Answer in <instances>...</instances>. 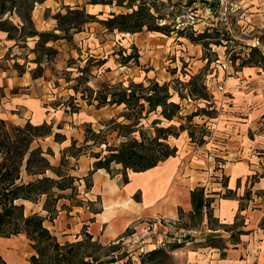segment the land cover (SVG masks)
Returning a JSON list of instances; mask_svg holds the SVG:
<instances>
[{"label":"rangeland","instance_id":"1","mask_svg":"<svg viewBox=\"0 0 264 264\" xmlns=\"http://www.w3.org/2000/svg\"><path fill=\"white\" fill-rule=\"evenodd\" d=\"M87 1L43 0L40 6L46 5L49 9L43 10L46 22L42 31L51 34L44 38L37 35L38 39H12L14 47L0 60L1 73L9 68L18 74L28 73L35 93H42L51 106L50 119L46 123L52 125V134L34 140L30 148L40 147L53 167L59 166L63 153L66 155L58 170L65 176L62 183L68 188L54 189L51 197L42 195L34 202L18 201L26 216L35 213L43 217V225L60 244L85 239L86 224L81 225L82 219L96 213L100 207L99 199L90 201L85 192L91 178L88 171L94 160L92 155L100 151L103 154L107 146L118 148L124 132L117 125L127 123L120 117L123 105L97 107L96 91L119 84L126 87L130 81L146 85V80L151 79L159 84H169L171 100L180 104L182 119L175 118L171 123L162 119L156 126L185 125L187 130L180 132L176 139L168 137V141L171 146L177 144L181 150L183 173L180 176L188 177L194 183L197 180L205 182L203 187L194 186L203 188L204 195H215L216 199L235 196L232 190H225L227 174L245 157L241 154L243 150L253 154L252 159L261 168L257 174L264 173V29H255V16H251L264 9V0H231L233 12L229 17V30L221 21L215 0H192L194 2L189 5V0H157V15L163 17L157 23L164 25L162 37H168L166 39H149L161 33L148 31L146 27L140 32L128 33L130 36L117 30L109 31L99 21L107 19L110 12L129 10L102 5L99 9L103 11L99 15L98 9ZM37 4L34 5L35 13L42 11ZM77 8L95 15V21L79 26V31L58 30L56 15ZM12 19L17 21L15 17ZM75 32L88 33L94 38L73 39ZM203 32L209 38L200 35ZM55 35L58 38L54 39ZM129 55L131 58L127 59ZM193 76L198 78L195 91L189 94L192 88L188 82ZM223 76L226 81L233 79V84L241 83L243 88L227 92L217 90L216 83ZM187 115H194L190 122L184 118ZM154 118L156 115L150 114L142 120L143 131L149 136L154 134L151 124ZM248 122L252 127L248 132H241ZM98 132L100 134L96 135ZM55 133L64 140L56 142ZM85 136L90 139L86 144L83 143ZM73 141L76 147L83 149V154L78 157L66 153ZM93 141L97 144L93 145ZM70 152L77 154L76 150ZM116 172L115 164L111 163L109 176L116 178ZM46 175L60 179L53 171H47ZM258 175L252 179H257ZM68 176L73 179L69 180ZM126 177L122 175L121 180H128ZM21 180L28 182L32 177L22 171ZM259 194L264 195V192ZM134 197L139 199L138 190ZM45 203L48 210L43 209ZM205 211L211 212L209 208ZM180 217L177 220L165 217L138 219L130 224L123 237L110 242L91 239L101 247L86 245L81 251L98 258L101 264H138L151 249L168 250L173 244L184 248L194 239L193 235L196 239L205 238L199 226L202 216L181 212ZM77 234L81 239L75 238ZM1 243L4 245L0 250V264H30V256L35 252L23 234L2 236ZM179 248L170 252L165 264H176L173 253H179ZM112 258V262L103 263ZM85 260L93 262L89 257Z\"/></svg>","mask_w":264,"mask_h":264},{"label":"trees","instance_id":"2","mask_svg":"<svg viewBox=\"0 0 264 264\" xmlns=\"http://www.w3.org/2000/svg\"><path fill=\"white\" fill-rule=\"evenodd\" d=\"M43 0H0V31L7 32L9 39H25L30 36L46 37L51 33L38 32L33 27L31 13L36 3L40 4ZM189 0L187 5L191 4ZM157 0H88L89 5H104L111 7L125 8L129 12H110L109 17L99 22L109 31L117 30L120 33H136L146 27L148 31L163 34L164 25H159L157 21L163 19L157 15ZM102 13L100 12L99 15ZM16 18L14 22L12 18ZM59 22L57 27L62 32L70 30L79 31L78 27L91 21H95V15L88 14L84 8L69 9L66 14L56 15ZM205 35V33H200ZM209 38V35H205ZM58 38L55 35L56 39ZM195 41L196 39H190ZM130 59L131 56H127ZM197 76L191 77L188 85L191 86L189 94L195 91ZM147 84L143 82L133 83L123 87L119 84L117 87H104L96 91L97 107L109 105H123V112L120 117L127 123L117 125L124 133L121 134L123 141L118 148L95 153L89 172V176L98 170L104 169L110 172V164H120L123 175L126 177V171L142 172L155 167L158 163L165 161L176 154L177 148L171 146L168 137L177 138L180 132L187 130L184 124L179 123L178 127L173 124L167 127H157L164 119L171 123L175 118L182 119L180 115V104L171 100L169 84L147 79ZM150 114H155L151 122L154 127V134L149 136L143 131L142 120L148 118ZM194 115L185 116L187 121H191ZM178 129L176 133L173 130ZM137 133V134H136ZM52 134V125L46 122L40 125H32L27 122L23 126L14 125L0 119V237L23 234L34 254L30 256V264H101V261L91 254L82 253V248L86 245H101L93 243L91 237L86 235L85 239L75 243L60 244L54 235L43 225L44 218L38 214L26 216L23 211V205L17 204L20 200L34 202L38 197L46 195L52 196L54 189L65 190L68 187L64 185L59 168L65 162V153L61 156L58 167H53L45 157L42 149L36 147L31 149L32 142L38 138L46 137ZM95 134V133H94ZM100 132L96 133L99 135ZM120 134V133H119ZM137 135V137H136ZM189 137L192 134L188 133ZM56 142H62L59 133L54 134ZM85 136L83 143L89 142ZM93 145L97 142L93 141ZM101 144H106L102 142ZM100 144V145H101ZM89 146V145H87ZM70 150H76L71 153ZM69 156L78 157L83 154L81 147H76L75 141L67 148L66 153ZM108 152V154H106ZM24 171L32 180L23 182L21 173ZM47 171H53L59 180L46 175ZM69 180L73 177L68 176ZM127 178V177H126ZM127 182V179H123ZM90 182L86 183V188L90 187ZM192 212L191 214L202 216V210L210 207V200L205 197L203 188H195L190 192ZM44 210H48V204L45 203ZM210 218V212H206ZM264 223V220H263ZM6 232V235H5ZM181 247L179 244L169 246L168 250L164 248H154L147 251L138 264H165V260L170 257V252ZM91 258L93 262L86 261ZM0 260L2 258L0 256ZM111 260L103 263L112 262ZM4 264V263H3ZM123 264H133L126 262Z\"/></svg>","mask_w":264,"mask_h":264},{"label":"crops","instance_id":"3","mask_svg":"<svg viewBox=\"0 0 264 264\" xmlns=\"http://www.w3.org/2000/svg\"><path fill=\"white\" fill-rule=\"evenodd\" d=\"M40 5L42 4H39L42 11L35 13L34 8L31 18L34 29L43 32L46 18L44 19L42 14L43 10L49 7ZM91 6L98 9L97 14L103 11L99 9L102 5ZM257 12L251 14L255 16L254 28L264 29V9ZM128 35L127 33L126 36ZM159 35L149 39L168 38H163V34ZM90 37L88 33H73V39H93L94 35ZM25 39H38V36ZM14 45L15 41L8 38L7 32L0 31V60ZM0 74V119L18 125L27 122L40 125L50 119L51 106L42 93H35L28 73L18 74L9 68ZM233 82V79H225V92L236 90V83ZM251 127L252 123L248 122L243 125L245 129L241 132H248ZM172 146L177 148L175 156L142 172L127 170V182L121 180L123 170L120 164H115L116 178L109 176L104 169L94 171L90 176L91 185L85 192L90 201L98 198L100 207L96 213L83 217L81 225L86 224L83 232L93 240L110 242L123 237L130 224L138 219L165 217L177 220L181 218V212L190 214V192L195 189V185L203 187L205 182L197 180L194 183L192 179L180 176L183 173L181 150L175 143ZM241 154L245 157L229 170L225 186V190H232L235 196L216 199L215 195L205 194L210 200L211 219L207 217L204 208L199 226L207 241L202 242L205 238L196 239L193 235L194 239H189L191 241L188 245L179 248L181 253H173L176 264H264V195L259 194L264 192V173L257 174L261 168L255 159H252L250 150H243ZM254 175H258L257 179H252ZM81 181L83 182V179ZM137 190L140 192L139 199L134 197ZM74 236L81 239L80 234ZM3 245L0 244V250Z\"/></svg>","mask_w":264,"mask_h":264},{"label":"built area","instance_id":"4","mask_svg":"<svg viewBox=\"0 0 264 264\" xmlns=\"http://www.w3.org/2000/svg\"><path fill=\"white\" fill-rule=\"evenodd\" d=\"M216 5L218 7V11L221 14L222 18L221 21L223 22L224 26L229 30L230 22L229 17L231 16L232 10V2L231 0H215ZM224 76L221 78L220 81L216 83V89L219 91L224 90ZM235 88L239 91L242 89L241 83H236ZM223 93V92H222Z\"/></svg>","mask_w":264,"mask_h":264}]
</instances>
